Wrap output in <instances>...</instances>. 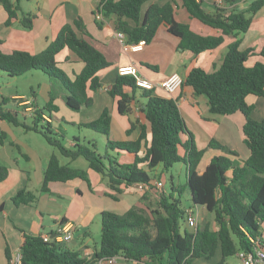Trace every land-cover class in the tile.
<instances>
[{"label":"trees","instance_id":"trees-1","mask_svg":"<svg viewBox=\"0 0 264 264\" xmlns=\"http://www.w3.org/2000/svg\"><path fill=\"white\" fill-rule=\"evenodd\" d=\"M148 1L101 0L97 10L102 11L104 19L112 20L116 31L125 34L127 44L141 40L150 43L162 25L179 38L178 50H188L195 55L220 47L226 37L235 38L228 44V51L217 70L210 72L202 66H195L185 78L184 85L190 86L194 95L207 97L211 113L228 115L241 112L244 115L243 136L249 155L241 159L237 151L214 139L208 148H199L177 100L139 89L131 75H118L109 93L117 100V109L121 114L130 113L133 103L139 107L150 126V141L147 139V125L139 120L132 122L128 130L131 132L138 127V139H110L112 117L107 108L95 120L67 122L65 118L56 116L59 106L51 93L44 105L36 97L32 100L33 111L30 117L25 116L31 120L28 122L18 116L17 110L4 111L2 104L5 100H2V119L41 134L50 145L71 160L84 158L88 168L100 173L116 191L117 194H111L114 199H119L118 194L135 183L148 182L152 185L150 191L142 193L140 203L124 213L113 210L101 212V240L90 256L82 250L68 248L65 243L44 241L41 234L24 232L20 246L22 264H95L97 259L111 256L126 258L133 264H195L197 260H203L202 264H226L228 258L239 251L252 249L250 236L256 238L264 232V119L252 117L254 104L248 100L250 96H264V61L248 64L249 58L255 54L264 58V44L259 50L244 49L239 37L251 27L253 16L262 8L264 0H254L244 11L221 7L210 11L204 1L182 0L192 18L219 31V34H202L179 21L175 0L164 4L152 3L143 13V5ZM225 1L234 3L237 0ZM2 3L8 13L6 25L10 26L15 18H19L21 8L12 0H2ZM34 18L35 14L22 11L20 22L23 27L31 29ZM99 24H102V20ZM89 37L84 20L79 17L73 23L63 25L56 38L38 53L26 50L7 53L0 48V71L11 76L32 70L43 71L60 81L67 92L65 99L70 108L79 110L83 106L90 107L94 102L91 92L101 88V71L109 67L110 62ZM64 51L72 52L84 63L74 79L60 66L62 61L59 56ZM68 60L70 57L67 55L63 61ZM140 90L143 99L137 96ZM58 121L106 135V153L100 154L93 140L83 143L79 136L73 138L74 145H66L63 142L65 135L58 130ZM3 137L5 133L1 132L0 141ZM208 149L226 153L214 155L200 173L199 165ZM109 151L131 153L134 160L131 163L120 162ZM181 161L187 165L186 185L191 190L192 208L203 206L214 214L216 229L212 228L210 222L204 221L191 231L184 228L183 235L181 226L182 222H186L188 208L182 205L180 197L173 194L177 192L182 196L183 187L174 184L173 193H158L149 171L162 165L164 171L170 172L172 166ZM88 168L63 164L53 153L45 169L40 192L48 191L52 181L65 182L79 178L90 184ZM9 172L8 166L0 164V183L9 177ZM159 181L164 183L163 180ZM12 199L17 206L36 205L39 196L24 188ZM219 249L220 260L211 261ZM5 253L10 264L12 252L9 247Z\"/></svg>","mask_w":264,"mask_h":264},{"label":"crops","instance_id":"crops-1","mask_svg":"<svg viewBox=\"0 0 264 264\" xmlns=\"http://www.w3.org/2000/svg\"><path fill=\"white\" fill-rule=\"evenodd\" d=\"M12 1L20 6L21 11H19V18H15L12 25L7 26L8 13L2 0H0V48L7 53L14 50L38 53L56 38L63 25L73 23L79 17L84 20L90 35V41L104 53L110 62V66L101 71V88L91 92L94 99L93 105L90 107L83 106L79 109L80 112H85L84 117L78 119L72 117L66 120L75 123L92 121L97 119L103 110L107 108L112 117L109 133V138L112 140L138 139L140 135L138 127L128 132L132 122L136 120L147 125V139L149 141L151 139L149 123L145 120L139 107L133 103L130 113L121 114L117 109V100L109 93V89L119 75L118 69L120 66L135 64L141 74L153 82H158L173 72H178L185 80L188 73L195 66H202L210 72L217 70L228 51V44L235 39L231 36L226 37L225 43L220 47L195 55L188 50H178L179 38L169 33L166 27L162 25L156 37L150 43H145L142 49L135 51L130 47L126 49L121 44L116 36L112 20L104 19L102 24H99L100 21L96 19L95 11L101 0H33L35 1L33 6L25 3L32 0ZM167 1L173 0H149L143 5L142 11L144 13L152 3L164 4ZM253 1L237 0L234 3H229L223 0L221 6H219L215 0H204V5L210 11H216L219 7L226 10L244 11ZM175 2L176 17L179 21L189 24L195 31L202 34H219V31L192 18L183 6L182 0H175ZM22 11L35 14L31 29L22 26L20 22ZM239 37L242 39V48L244 49L254 48L259 50L263 46L264 5L253 16L248 31L240 34ZM67 55L70 60L63 61ZM59 57L62 61L60 66L71 79H74L76 74L80 73L84 67V63L78 60L70 51H64ZM258 60L264 61V58L259 54H255L249 58L248 64L253 65ZM141 92V90L138 91L137 96L143 99L140 95ZM154 92L165 96V93L161 90H155ZM12 97H14L17 105L21 104V98H25L23 94L18 93L13 94ZM173 98L177 100L181 113L189 130L194 134L199 148H208L210 141L214 139L223 146L237 151L239 158L246 159L248 157L249 152L245 146L243 136L245 117L241 112L228 115L213 114L209 110L207 97L205 95H194L192 88L184 84L176 91ZM248 100L254 104L252 117L257 120L264 119V96H250ZM55 104H57L56 100ZM22 113L26 114L23 111ZM6 122L5 119L0 117V128L7 136L8 132L16 136L15 130L18 127L30 132L21 125H14L13 127L6 124ZM107 139V136L104 135L106 145ZM38 143L37 145L34 142H23L20 139H9L8 137H3L0 141V164L8 166L10 170L9 177L0 183V264L9 263L5 253L7 247L10 248L11 252L20 249L24 232L33 235H53L58 232L59 226L64 221V224L70 222L74 226L73 239L65 243L66 246L72 250H82L85 255H90L98 245L91 246L85 240L82 245H79L75 242L77 231L82 233L83 238L90 237L91 222L95 219L101 220L103 210L124 213L141 201L142 193L136 189L134 184L118 194L119 199H114L111 194H117L116 191L109 186L107 179L100 173L89 169L88 163L86 167L81 168H88L90 184L79 178L65 182L52 181L48 185V191L40 192L45 169L51 155L55 152L50 151L48 146ZM74 143L75 141L70 142L71 145H74ZM109 153L120 162L131 163L134 160V155L125 151L119 153L109 151ZM225 153L222 150L208 149L199 165L200 173L205 170L214 155ZM57 156L61 163L78 167L73 164L79 158L71 160L62 155L65 157L62 161L60 156ZM158 180H163V178L154 177L155 182ZM57 183H64L68 187L65 189L63 186H57ZM173 185L174 183H172L170 193L174 192ZM24 188L39 196L36 205L22 204L17 206L14 204L13 196ZM163 191L169 194L166 191L165 182ZM175 193L173 194L175 195ZM66 198L70 201L69 204L66 203ZM84 198H88V201ZM73 207L75 212L69 213ZM196 208L198 212L202 213L205 207L200 209V206H197ZM69 214L72 215L69 217ZM133 263V261L123 257H119L117 260V264Z\"/></svg>","mask_w":264,"mask_h":264},{"label":"rangeland","instance_id":"rangeland-1","mask_svg":"<svg viewBox=\"0 0 264 264\" xmlns=\"http://www.w3.org/2000/svg\"><path fill=\"white\" fill-rule=\"evenodd\" d=\"M27 5L33 6L35 4V1H26ZM23 94L25 98H21L22 101L21 104L17 105L15 102L14 97H12L13 94ZM53 94L55 96V100L57 101V104L60 106V110L56 112V116L58 118L70 119L72 117H75L76 119L84 117V113L80 112V110H74L70 108L65 99L66 90L62 87L60 81L57 79L48 76L46 73L40 70H32L29 71L23 75H17V76H11L8 73L4 71H0V102L2 100H5V102L2 104V109L4 111L7 110H17L18 116L21 119H25L26 121L30 122L29 119L31 112L26 110L27 107H30L32 104V100L36 97L41 105H44L46 102L50 99V94ZM30 98V99H28ZM25 100H30V103L27 104ZM19 101V100H18ZM23 112H26L24 115ZM30 114V115H29ZM29 116V117H25ZM6 124H9L14 127L13 123L6 122ZM59 127V130L65 135L63 142L71 146L70 142L73 141V138L79 136L81 137V141L83 143L88 142V140H93L98 147V152L102 155L106 153V142L104 140V135L98 132H95L88 128H80L79 126H74L70 123L65 122H59L56 123ZM1 132H4L0 128V134ZM5 133V132H4ZM16 136L11 134V132H8V136L5 133V137L9 139H20V141L23 142H34L35 144H39L38 142L44 144L45 146H48L50 151L55 152L57 155L60 156V159L63 161L65 157H63L60 154V151L50 145L47 140L39 133L30 131L26 132L22 128L18 127L15 130ZM88 139V140H86ZM181 152H183V149L181 148ZM108 163V161H106ZM73 165H76L78 167H86L87 161L80 157ZM186 170L187 165L184 162H176L170 172H166L163 169L162 165H159L155 169L150 170V173L153 177H162L163 181L165 182V188L168 193L172 191V183L179 184L183 187V195L179 196V193H175V197H180L182 205L185 208H192V200H191V190L189 186H187V176H186ZM173 176V181H172ZM57 186H63L65 189L68 187V185H65L64 183H57ZM163 190H158V193L160 194ZM158 198V195H157ZM66 203L69 204V200L66 198ZM84 200L88 201V198H84ZM203 206H200V209H202ZM197 211V208H194ZM204 212H198V226L203 224L204 221H208L211 223V226L213 229L217 228V223L214 219V214L207 211L205 208ZM75 212L74 207L70 210L69 213ZM72 214H69V217ZM184 228H187L188 230L196 229V227L189 226L186 222H182L181 226V232L184 235ZM91 236L89 237H82V233L80 231H77L75 242L79 245L83 244V241L85 240L87 243H89L91 246L98 245L101 240V220L95 219L91 222ZM221 258V251L220 249L217 250V253L215 257L211 260L213 262H217ZM203 260H197L195 264H202ZM226 264H241V260L237 255H233L228 258Z\"/></svg>","mask_w":264,"mask_h":264},{"label":"built area","instance_id":"built-area-1","mask_svg":"<svg viewBox=\"0 0 264 264\" xmlns=\"http://www.w3.org/2000/svg\"><path fill=\"white\" fill-rule=\"evenodd\" d=\"M204 1V0H198ZM219 6H221L223 0H215ZM95 16L97 20H104V16L102 11L96 10ZM116 36L121 42V44L127 49L130 47L132 50H140L145 45V41L141 40L138 43L127 44L126 36L121 31H116ZM119 75H131L135 78L136 85L141 90H161L168 97H172L175 95L176 91L183 86L184 78L178 73L173 72L168 75L166 78L153 82L147 77L143 76L139 70V68L135 64H128L120 66L118 69ZM27 104L30 103V100L26 101ZM26 110L33 111V108L30 106ZM32 113V112H31ZM158 190H163L164 183L162 181H157L154 183ZM136 189L141 193L150 191L152 189V185L148 182H138L134 184ZM198 210L196 211L194 208H189L187 210L186 215V223L191 227L198 226ZM74 226L70 222H66L65 224H61L58 228V232L53 235L49 234H41V237L44 241H55L58 243H68L73 239L74 235ZM250 240L253 243L251 250H241L237 253V256L241 260V264H264V232H262L256 238L250 236ZM91 255V254H90ZM87 254V256H90ZM22 250L18 249L11 253L10 264H22ZM119 256H111V257H103L96 260L95 264H117Z\"/></svg>","mask_w":264,"mask_h":264}]
</instances>
